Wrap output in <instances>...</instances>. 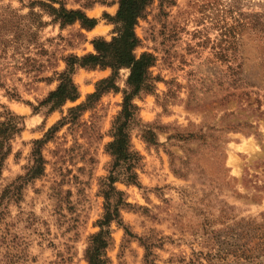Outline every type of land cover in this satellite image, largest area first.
Segmentation results:
<instances>
[{"label":"rangeland","instance_id":"rangeland-1","mask_svg":"<svg viewBox=\"0 0 264 264\" xmlns=\"http://www.w3.org/2000/svg\"><path fill=\"white\" fill-rule=\"evenodd\" d=\"M36 1L31 0L29 7L37 6ZM91 3L87 0L85 7ZM104 16L114 22L115 17ZM39 20L40 14L30 11L23 22L33 28ZM135 28L141 41L138 49L143 50L139 54L149 52L156 57L151 68L156 78L154 88L141 94L152 96L154 107L160 111L150 121L138 111V120L131 121L128 130L134 149L139 152L135 144L140 143L157 161L147 174L158 183L147 188L139 177L137 184L126 182L144 189L145 205L129 202L131 206L124 208L137 217L136 226L142 232L123 221L131 233L126 235L117 224L124 234L119 242L112 237L107 250L117 249L115 264H145L146 246L152 252L153 264L206 263L204 256L215 257L218 250L229 248L237 223L264 220V0H152ZM30 35L19 40L21 45L14 48L15 53L23 55L21 49L28 50L29 45L37 43V33L32 30ZM76 35L82 38V34ZM11 48L0 50V60L7 58ZM38 54L49 58L47 65L25 57L23 67L27 72L41 73L54 67L55 51L41 48ZM37 80L51 82L47 77ZM144 110L153 108L145 104ZM79 114L68 118L66 136L56 137L63 124L52 134L51 139L58 140L52 155L59 165L74 163L77 156L95 162L89 149L81 150L76 141L79 137L90 145L98 139L97 130L82 124ZM69 138L73 143L62 147ZM105 151L109 153L108 146ZM141 157L139 168L145 171ZM54 172L61 179L48 187L56 198L55 226L63 231L55 234L47 227L48 221H43L48 236L39 233L34 225L40 220L32 212L9 219V205L20 206L26 188L35 180L29 182L21 199L7 204L6 215L0 220V264H43L30 252L33 235L47 239V249H56V239L67 236L63 252L57 251V259L47 264H80L75 260L73 242L89 226L98 225L90 220L94 204L83 206L88 197L82 189L78 190L81 198L75 202L70 189L62 192L65 174L71 175V169L58 167ZM115 176L125 178L124 171L118 170ZM45 178L46 174L39 179ZM73 180L78 181V177L73 176ZM34 192L39 194L40 190ZM149 192L160 204L147 206L152 203ZM90 236L85 237L87 244ZM133 242L142 253L131 247ZM86 249L82 259L87 261ZM108 257L113 264V258ZM225 262L237 264L231 257Z\"/></svg>","mask_w":264,"mask_h":264},{"label":"clouds","instance_id":"clouds-1","mask_svg":"<svg viewBox=\"0 0 264 264\" xmlns=\"http://www.w3.org/2000/svg\"><path fill=\"white\" fill-rule=\"evenodd\" d=\"M31 0H0V14L15 13L20 16H27L31 12L40 14V20L44 22L42 26H34L32 30L37 33V43L28 46V50L21 49L20 53H15V49H9L7 58L0 60V82L3 87H0V112L10 110L18 115L19 122L15 124L17 132L10 136L3 143V148L0 149V189H3L7 184L14 181L17 177H22L32 169L36 163L34 156V142L45 140L46 134L53 126L63 122V127L56 133V137L62 138L67 135L70 117V109H74L79 105H85L79 114V120L82 124L94 126L97 130L98 139L94 140L90 145L86 139L77 138V143L83 148H88L89 153L94 157V163H88L87 158L81 160L79 156L75 158L74 163L59 165L56 162V157L52 155L54 149L58 146L57 139L46 140L40 148V156L48 163L43 165V173L46 174L45 179H37L26 188L24 201L19 207L15 203L9 205L11 216L9 219L15 218L18 213L28 212L34 213L39 217L40 222L34 225L39 233L45 232V224L43 221H48L47 227L52 229V232L58 234L63 229H58L55 226L56 198L52 196V190L48 187L50 184L59 182L61 177L59 173L54 172V168L64 167L72 170L71 175L65 174V182L61 185L63 193H67L70 189L72 202L81 198L83 194L88 197L83 206L94 204V209L90 213V220L96 222L102 220L105 216V197L102 194L104 190V182L110 177L109 163L112 161V156L105 151L106 146L115 140L112 132L114 123L123 109V101L125 93L130 91L129 85L126 83L131 73L129 67H120L117 74L113 76V68L105 66L101 68L97 65L95 68H88L76 63L72 66L69 75L74 84L78 96L75 99L66 98L61 104L53 107L55 101L42 103L51 92L55 91L61 83V73L68 70L69 65L66 62V57L74 54L76 57H84L88 53L97 54L93 41L96 38H103L104 41L110 43L114 37L120 35L115 31L118 25L122 22H111L104 13L110 17H115L120 8V0H92L90 6L85 7L87 0H67L65 7L69 9H81L89 19H94L96 23L90 29L81 26L79 20L75 23L67 25L63 28L60 22L52 23L53 16L46 13L38 5L30 8ZM51 2V0H46ZM55 7L59 8L56 3ZM137 23V22H136ZM133 30L138 38V29L133 26ZM76 33L82 34L76 35ZM11 39V35L8 37ZM44 49L49 53L56 52L54 67L48 68L41 73L27 72L24 67V58L32 57L39 63L47 65L48 57L39 55L40 49ZM133 53L139 59L142 49L137 46L133 48ZM15 55V59L13 56ZM151 70V68H150ZM38 77L51 78L50 83L38 82ZM113 77L114 87L108 88L100 92L98 97L91 104L88 103V98L97 94L98 85L101 81ZM31 85V87H29ZM163 88V84L160 85ZM15 93L10 95L9 93ZM131 104L136 106L137 111L144 120H152L159 113L160 109L153 105V97L145 96L141 93L135 95L131 99ZM145 104L152 107V111L145 109ZM4 120L0 116V121ZM73 143L72 139H68V143L62 147L68 148ZM135 147L144 157L143 168H135L138 174L140 183L147 188H152L157 185V179L152 178L147 173H151L153 166L157 165L154 157H150L140 143H136ZM6 153V155H4ZM81 169V171H78ZM90 171V175H89ZM168 169L165 167L164 172ZM73 176L78 177V181L73 180ZM171 179V177H169ZM87 182V183H85ZM43 185V187H42ZM114 187L128 195L126 200L130 203H138L145 205L146 201L142 198L144 189H137L135 185H128L126 181L120 177L117 178ZM34 189H39L37 194ZM152 203L147 206L152 207L153 204H160V200L152 192L148 193ZM120 217L125 223L133 224V230L142 232V229L137 225V217L130 211L124 208L120 209ZM106 231H110L115 241L119 242L123 236V229L119 228L116 219L104 227ZM101 231V226L98 224L95 227L89 226L75 244L74 251L77 252L75 260L80 264H87V261L82 259L84 249L88 247L85 237L96 234ZM70 235V234H69ZM55 237H48L54 239ZM67 240V236L56 239V249H47L48 240L43 239L39 235L31 237L30 252L34 256H38L43 260V264H47L49 260H56V252H63V242ZM38 241L40 242L38 244ZM131 247L139 249L136 242H133ZM117 249L107 250L108 256L113 258L115 264V255ZM137 264L139 262L137 261Z\"/></svg>","mask_w":264,"mask_h":264},{"label":"trees","instance_id":"trees-1","mask_svg":"<svg viewBox=\"0 0 264 264\" xmlns=\"http://www.w3.org/2000/svg\"><path fill=\"white\" fill-rule=\"evenodd\" d=\"M151 2L152 0H120V8L113 20L114 22H122L116 28V31L120 35L114 37L110 43L104 41L103 38L94 39L93 44L97 51L96 55L89 53L84 57L67 56L65 59L69 65L68 70L61 73V83L43 101V103H48L54 100L53 107L55 108L66 98L75 99L78 96L69 75L72 66L76 63H80L82 66L88 68H95L97 65L102 68L111 66L113 68V76L117 74V70L120 67H129L131 69V73L126 81L130 91L125 93L123 109L112 129L115 140L108 145V152L112 156V164L109 167L110 177L104 182V190L102 192L106 201L104 204L106 213L102 220L97 221V224L101 226V231L92 234L89 238L88 247L85 251L88 264H111V260L107 256V249L112 242V236L111 232L106 231L104 227L108 226L113 219H116L117 224L123 227L126 235L131 236L128 228L123 223V219L120 217V209L128 208L131 204L126 200L125 193L117 190L114 184L116 181L115 175L118 170L124 171L125 178L123 179L128 184L138 183V174L135 172V168L139 167L142 157L134 149L131 142V133L128 130L129 123L136 119L138 120V111L136 106L131 104V99L141 92L153 90L156 78L153 76L150 68L155 65L156 57L152 53L143 52L140 54L139 59L136 58L132 50L136 46L138 48L141 41L139 37L137 38L133 26H136L138 20L144 16ZM35 3L42 7L49 15L53 16L52 21L54 23L59 21L62 28L75 23L77 20L80 21L82 27L89 29L96 23L94 19H89L83 11L68 9L59 0H51V2L39 0ZM56 3L60 5L59 8L54 6ZM24 18L15 13L0 14V37L5 36L4 38H7L0 40V50L2 52H6L11 46L18 49L19 45H21L19 40L31 36L30 32L32 28L23 22ZM42 24L41 20L37 22L38 26H42ZM9 35H11V39L8 38ZM112 87H114L113 77L101 81L98 85L97 94L90 96L88 103L91 104L100 92ZM9 94L14 95L15 93ZM83 107L85 105L82 104L69 111L71 114L77 116ZM0 116L4 117V120L0 121V149H2L3 143L17 132L15 124L19 122L20 118L10 110H5ZM61 124L63 122L50 129L46 134L45 140L34 142V156L36 157L34 167L24 176L17 177L3 189L0 197V220L6 215L5 209L7 204L10 201L17 202L21 199L22 190L25 188V185L45 175L43 173V165L46 164V161L40 156V148L46 140L51 139L52 134L56 132L57 127ZM0 159H2V156H0ZM114 196L117 197L114 198ZM232 233L234 236L231 237L229 248L218 250L215 257L210 255L204 256V258L206 257V263L193 261L192 264H222L223 262L228 264L225 262L228 257H231L237 264H264V220L261 222L256 220L250 221L246 225L239 222L232 229ZM146 249L145 264H153L152 252H149L147 246Z\"/></svg>","mask_w":264,"mask_h":264}]
</instances>
